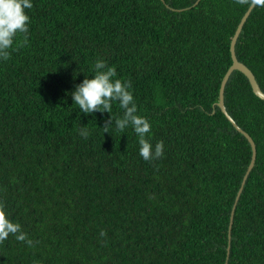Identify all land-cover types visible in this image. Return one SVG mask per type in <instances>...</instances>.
<instances>
[{
    "label": "trees",
    "instance_id": "1",
    "mask_svg": "<svg viewBox=\"0 0 264 264\" xmlns=\"http://www.w3.org/2000/svg\"><path fill=\"white\" fill-rule=\"evenodd\" d=\"M250 5L33 0L28 45L0 62V200L35 245L10 236L0 264H264V100L231 73L225 108L256 146L245 180L250 143L217 106ZM235 54L264 92V6ZM97 58L131 83L161 158L144 161L131 129L104 133L108 113L71 106Z\"/></svg>",
    "mask_w": 264,
    "mask_h": 264
},
{
    "label": "clouds",
    "instance_id": "2",
    "mask_svg": "<svg viewBox=\"0 0 264 264\" xmlns=\"http://www.w3.org/2000/svg\"><path fill=\"white\" fill-rule=\"evenodd\" d=\"M242 2V0H237ZM251 4L264 6V0H251ZM33 7V0H0V62L7 61L11 52L29 43L30 16L26 10ZM22 35V39L17 40ZM91 77V78H89ZM71 96L72 105L78 108L77 115L108 113L109 117L103 127L104 133H126L129 129L137 137L139 156L144 161H153L164 154V143L151 142L152 125L149 120L138 114V106L128 80L118 77L116 67L109 65L103 58L95 59L91 66V75L85 76L82 82L74 85V90L67 93ZM121 110V115L113 116V108ZM79 134L87 137L88 129L82 126ZM10 236L28 247L35 242L29 238L18 221H14L4 201L0 200V245ZM100 236H106L104 231Z\"/></svg>",
    "mask_w": 264,
    "mask_h": 264
},
{
    "label": "water",
    "instance_id": "3",
    "mask_svg": "<svg viewBox=\"0 0 264 264\" xmlns=\"http://www.w3.org/2000/svg\"><path fill=\"white\" fill-rule=\"evenodd\" d=\"M255 5L251 4L250 7L247 9V11L245 12V14L243 15V17L241 18L237 28H236V31L231 39V42H230V54H231V60H232V64L230 65V67L228 68V70L226 71L225 75L223 76L222 78V81H221V84H220V88H219V100H218V103H217V106L220 108V110L222 111V113L226 116V118L230 121V123L233 125V127L238 131L240 132L241 134H243L246 139L249 141L250 143V146H251V150H252V155H251V161H250V164L248 166V170H247V173L246 175L244 176V180L247 178V175L248 173L251 171V169L253 168L254 164H255V159H256V146H255V143L252 139V137L247 133L245 132L242 128H240L236 122L233 120V118L228 114L226 108H225V105H224V89H225V85H226V82L229 78V76L231 75V73L234 71V70H237V71H240L241 73H243L246 78L248 79L250 85H251V88H252V91L253 93L258 97L260 98L261 100H264V92L260 89L256 79H255V76L253 74V72L245 65L243 64L242 62H240L237 57H236V54H235V44H236V41H237V38L242 30V27L244 25V23L246 22L251 10L254 8ZM243 186H244V181L242 182L241 184V187L236 195V199H235V202H234V205L232 207V210H231V214H230V219H229V225H228V247H227V257H228V254H229V245H230V238H231V228H232V223H233V215H234V211H235V206H236V203L239 199V196L243 190ZM226 264V263H225Z\"/></svg>",
    "mask_w": 264,
    "mask_h": 264
}]
</instances>
